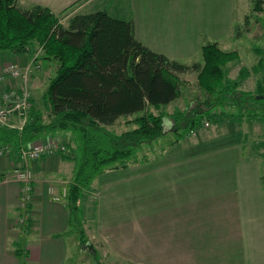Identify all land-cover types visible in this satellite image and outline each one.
<instances>
[{"label": "rangeland", "instance_id": "rangeland-1", "mask_svg": "<svg viewBox=\"0 0 264 264\" xmlns=\"http://www.w3.org/2000/svg\"><path fill=\"white\" fill-rule=\"evenodd\" d=\"M143 1V4L138 8L140 10V21L145 18V26L152 23V29L149 33V38H147L148 30L143 27V21L141 22L139 32L144 40L151 43L153 47L171 51L176 62L186 65L202 64L203 60L199 46L218 41V47L222 51L236 52V60L229 62L225 70L231 80L239 82L238 90L250 91L257 98L264 96V0ZM22 3V0H20L19 4ZM129 7H131L129 0L128 2H123V9L128 11L123 13V18L129 19L134 14H137L138 18L136 10L133 14V12H129ZM143 15L145 17L142 19ZM58 19L60 24H67L68 19H63L62 16L58 17ZM209 36H213V40ZM32 48L33 57L30 61L32 72L27 81V90L31 95L30 98L33 97L34 107L43 112V120L46 121L47 113L42 107L41 94L48 80L55 74L57 65L51 59L53 62L46 63L42 72L39 69L38 72L40 74L38 73L37 75L35 73V65H40L41 60H44V56L41 48L36 43L32 45ZM13 54L9 49L0 50V71L3 64H16L15 61L11 60ZM242 68L245 71L240 76L239 70ZM196 75V73H190L180 76V96L167 105L166 108L160 109L165 112L166 116L163 122L164 135L152 149L144 151V157L149 161L146 164L162 159H165L167 163L174 162L175 158L170 157H178L179 154L176 152L177 144L184 143L183 141L189 136L193 138L203 132H212L214 128L218 127V122L216 123L213 120L209 121L211 126L208 130L202 127L203 123H199L192 130V134L188 132L185 135L182 134V139L173 145V150L176 149L175 153L168 151L171 148L168 144L178 137L177 135H172L174 128L183 126L182 123H177L174 119V114L194 111L197 109V105L205 99L206 95L197 85ZM2 82L5 81H0V87L3 84ZM32 84L33 87L31 86ZM199 108L205 109L204 106H199ZM151 111L158 113L155 109H151ZM212 112H215V110ZM135 117L132 115L127 118H120L113 126L109 127V130L116 134L126 132L135 127L132 123ZM243 117H240V119ZM252 118H254L253 121H256V135L252 140L249 138L251 135L249 129L242 131L247 133L242 153L243 157L248 160V164L257 166L264 191V113H261V110H257ZM233 119L238 123L237 116ZM9 121L13 122L11 123L12 125L15 124L17 126L23 123L24 120L20 121L16 116H12ZM243 126L242 123V128L244 129ZM53 138L51 140L65 146L64 152L45 153L35 160H30L25 165V170L31 174L32 194L33 173L30 167L31 164L43 156L60 154L69 156L71 154L72 150L69 147L70 135L69 137L66 135ZM218 141L222 143V137L217 139V146ZM161 147H163L164 152L161 156H158ZM1 148L2 150L4 148L10 149L9 147ZM1 155L0 159H5L14 154L9 152V154ZM73 156L74 154L66 158L69 161L67 162L69 167L64 172V175L71 179L74 177L77 164ZM141 158L142 156L139 157V159ZM8 162L6 166L4 165L5 168H8ZM222 162L224 163L225 161ZM140 165L145 164L131 162L129 168L117 169L123 170V185L105 193L100 202L96 193L101 190V185L96 183L95 180L90 183L85 191L86 197L79 201L78 209L73 214L71 226V230L74 231V235L77 237L81 236V229L84 231L83 239L86 243L79 245L81 246L79 247V252H67L66 264H189L184 259L183 247L176 246L177 248L175 249L172 246L170 235L175 236L178 245L184 242V236L187 237V241L190 240L193 244L192 257L201 259V254L194 252L202 251L203 247H206V241L201 244L200 239L189 228H186L185 233L184 224L179 218L185 212L194 216L200 214L202 211H206L207 205L214 208V203L205 198L209 199L211 196L215 198L221 195L219 184L217 183L216 186L213 184L208 188L201 189L200 186L204 184V182L201 183L202 178L193 177L190 180L186 172L182 171V168L168 170L162 174L149 172L143 175L141 172H136V166ZM23 166V163L22 166L16 164L11 171ZM227 184L232 185L233 181H229ZM68 185L64 186L65 190ZM120 189L123 190L119 196L118 192ZM48 192L49 195L52 193L54 195L58 194V192H55L53 185L48 187ZM114 193L116 198H113ZM32 194L30 203L33 197ZM256 196L257 193L255 192L250 196L252 201L249 202V208L246 202L239 207L236 219L234 223L232 222L231 235L225 231L222 223L214 234L211 231L208 232L207 239H210V241H208V247H206V251L203 254L202 258L204 260L202 264L204 262L206 264H264V196ZM110 198L116 199L115 206L112 204L110 210H103L102 201ZM19 205L17 199L19 213L14 226L17 233L22 229L25 230L29 218L28 207L25 210H21ZM213 211L212 209L209 212ZM214 214L211 213L210 215ZM116 225L117 228H113L115 231H119V228L123 226V252L121 254L111 250L107 245L105 246L95 235L96 232L99 233ZM15 234L11 237L13 248L18 247V240ZM92 235H95V237L92 238Z\"/></svg>", "mask_w": 264, "mask_h": 264}, {"label": "trees", "instance_id": "trees-1", "mask_svg": "<svg viewBox=\"0 0 264 264\" xmlns=\"http://www.w3.org/2000/svg\"><path fill=\"white\" fill-rule=\"evenodd\" d=\"M35 43L44 59L57 64L41 94L46 121L30 98L28 115L20 127L12 121L10 127L0 125V148L9 147L19 159L18 151L42 136L57 131L70 134L72 151L66 158L74 154L77 161L65 198L71 226L79 201L99 174L129 168L131 162H149L144 151L164 135L166 116L160 109L180 96L179 76L196 73L197 85L206 96L194 111L174 114L183 126L174 128L172 135L178 137L169 146L177 144L182 134L192 133L199 123L235 116L252 118L257 110L264 113V96L238 90L239 82L227 76L225 67L236 60L235 51H222L208 43L201 47L202 64H181L138 41L130 20L115 19L105 11L76 14L62 25L45 7L23 9L16 0H0V50L31 52ZM35 66L38 70L39 65ZM244 71L239 70L240 76ZM11 81L17 82L15 87L21 85L20 79ZM132 115L136 116L134 128L121 134L109 130L118 119ZM163 152L161 147L158 156ZM80 234L83 245L82 229Z\"/></svg>", "mask_w": 264, "mask_h": 264}, {"label": "crops", "instance_id": "crops-1", "mask_svg": "<svg viewBox=\"0 0 264 264\" xmlns=\"http://www.w3.org/2000/svg\"><path fill=\"white\" fill-rule=\"evenodd\" d=\"M22 2V4H19L20 0H16V5L23 9L32 5H40L49 9L55 16H62L63 19H69L76 14L105 11L115 19L130 20L133 24L134 36L138 41L152 51L161 53L168 59L176 60L171 54V51L153 47L140 34L139 30L142 21L143 27L148 30L147 38H149L148 36L152 29V23L145 26V15L142 17L144 19L140 21V10L138 8L143 4V0H129L131 3L129 12H133L134 14L136 10L138 13V18L137 14H134L129 19L123 18V13L128 12L126 9H123V2H128V0H22ZM209 37L211 40L214 38L213 36ZM212 43L218 46V41ZM201 47L202 45L199 46L200 51ZM32 55L31 52L14 53L11 60L15 61L18 66L23 67L31 61ZM49 60L51 59L41 60L39 68L35 72L37 75L38 73L40 74L38 72L39 69L42 72L46 63L53 62ZM37 75L35 74V76ZM2 83L0 87V106L2 105V91L7 87L17 84L14 81L10 82V80ZM33 84L31 85L32 87ZM237 118L238 123L234 119L219 121L217 123L218 127L214 128L212 132H203L201 135L199 134L193 138L189 136L183 141L184 143L177 144L179 146L176 145L177 150H175L179 154L178 157H170L175 158L174 162L167 163L165 159H162L163 161L158 160L153 163L136 166V172H141L143 175L149 172L162 174L168 170L182 168V171L186 172L190 180L193 177L202 178L201 183L204 182V184L200 186L201 189L208 188L213 184L214 186L217 183L219 184L221 195L215 198H212L213 196L209 199L205 198L214 203V208L207 205L206 211H202L200 214L195 213L196 215L194 216L193 214L185 212L179 218L184 224L185 233L186 228L191 229L192 233L200 239L201 244L206 241V247H208L207 244L210 241V239H207L208 232L211 231L214 234L221 223L225 231L231 235L232 222L234 223L236 219L239 207L242 203L245 204V202L248 208L250 207L249 202L252 201L250 196L253 192L257 193L256 197L264 196L261 175L256 168L257 166L248 164V160L243 157L244 155L242 153L244 150V141L247 136V133H243L242 131L249 129L251 134L249 138L254 139L256 135V121H253L254 118L243 117L240 119V116ZM207 122L208 125L205 126L204 122L202 127L208 130L211 124L209 121ZM242 123L244 129L242 128ZM66 135L69 137L70 134L57 131L55 134L52 133L42 136L36 141H45L47 139H54L53 137ZM221 137L223 142L219 143L218 141L217 146V139ZM173 147L171 146L168 151L175 153ZM0 160V167H2L0 169V264H66L67 252L80 251V235L77 237L74 235V231L71 230L72 227L69 223L70 215L65 199L62 198L60 201H55L48 192V187L53 185L55 192H58V195H60L63 189H65L64 186L68 185L72 180L70 177L64 175L65 170L69 167L67 163L69 161L66 159V155L43 156L31 164L30 167L33 173V197L28 206L29 218L25 230L22 229L18 233L14 227L19 213L17 207L18 184L12 176L11 169L16 164L22 166V162L14 155ZM222 161L225 162L223 163ZM7 162L9 166L5 168ZM159 163L161 164L159 165ZM75 167H77V164ZM94 180L101 185V190L96 193L100 202L101 198L105 196V193L123 185V170L105 171L99 174ZM228 180L233 181V184H227L229 182ZM122 190L120 189L118 192L119 196L122 194ZM113 198H116L115 193L113 194ZM115 201L116 199L111 198L102 201V209L110 210L112 204L115 206ZM212 209L214 211L209 212ZM211 213L215 214L211 216ZM113 228L116 229L117 225L104 229L99 233L96 232L95 235H97L96 237L105 246L107 245L111 250L121 254L123 252V226L119 228V231H115ZM14 233H16L15 235L18 240L17 248H13V245H11V237H13ZM95 235L91 237L94 238ZM212 239L214 240L213 236ZM173 240H175V236L170 235L171 244L175 249L177 248L176 246L183 247L185 261H188L189 264H202L204 260L202 257L206 251V247H203L200 252H194L201 254V259L193 258L192 251L194 250H192V241H187V237L184 236V242L178 245L176 240L172 243ZM204 264L206 263L204 262Z\"/></svg>", "mask_w": 264, "mask_h": 264}, {"label": "built area", "instance_id": "built-area-1", "mask_svg": "<svg viewBox=\"0 0 264 264\" xmlns=\"http://www.w3.org/2000/svg\"><path fill=\"white\" fill-rule=\"evenodd\" d=\"M36 68L38 66H35ZM32 72V64L29 63L24 67H20L17 64L8 63L4 64L0 71V81L6 80H21V85L18 87L12 86L6 90L1 95V100L3 106L0 107V125L10 127V119L12 116H16L20 121L26 119L28 111L30 109V93L27 90V77ZM23 121V122H24ZM18 125L19 127L22 125ZM207 126V123H204ZM64 152L65 146L57 143L54 140L47 141H35L28 147L21 148L18 151L19 159L24 164L23 167L18 169H13L12 175L14 176L16 182L18 183V194L17 199L21 210H25L30 204L31 198V174L25 170V165L30 160H35L45 153L51 152ZM10 149L0 148L1 154H9ZM51 191V190H49ZM52 199L55 201H60L62 198L66 197V190L63 189L62 194L58 196L51 194Z\"/></svg>", "mask_w": 264, "mask_h": 264}]
</instances>
